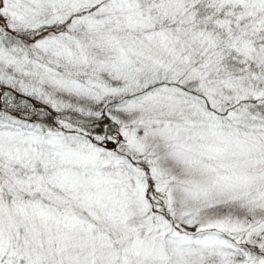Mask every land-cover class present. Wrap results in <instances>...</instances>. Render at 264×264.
I'll return each mask as SVG.
<instances>
[{"label":"snow or ice","instance_id":"1","mask_svg":"<svg viewBox=\"0 0 264 264\" xmlns=\"http://www.w3.org/2000/svg\"><path fill=\"white\" fill-rule=\"evenodd\" d=\"M0 264H264V0H0Z\"/></svg>","mask_w":264,"mask_h":264}]
</instances>
